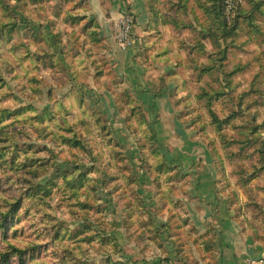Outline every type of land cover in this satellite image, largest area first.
Returning a JSON list of instances; mask_svg holds the SVG:
<instances>
[{"label": "rangeland", "instance_id": "1", "mask_svg": "<svg viewBox=\"0 0 264 264\" xmlns=\"http://www.w3.org/2000/svg\"><path fill=\"white\" fill-rule=\"evenodd\" d=\"M7 1L14 5L15 11H26L27 15H23V18L31 17L35 28L38 29L40 24L46 26L45 33L40 32L36 38L31 36L29 30H21L20 33H15L8 43L0 45V74L9 83L10 92L17 99L12 104L3 98L0 99L1 108L8 107L12 110L5 113L2 122L10 124L7 131L13 136L10 141H0V145L5 146L7 152L13 151L14 147L23 151L14 163H5L0 157L2 180L0 201L9 199L12 204L21 200L23 203L18 218L13 220V230L8 234V240L28 248V254L33 255L29 264H56L52 245L49 243L50 238L45 230L49 224H55L60 227L52 229V236L58 242L75 245L81 251L87 248L86 256L89 261L101 264L102 258L108 254L95 247H89L85 242H79L80 240L72 237L70 233L83 231L90 219L97 222L98 226L102 221L107 223L114 219L117 222L115 230L117 243L123 247V253L113 255L115 259L135 258L137 264H196L197 255L213 259L218 253V235L221 234L218 228L219 210H212L211 215L208 208L210 202L205 197L197 199L192 194L199 184L198 179L184 172L179 161L172 158V145L163 143L161 137H165L167 130L165 134H161L156 127V122L161 121L160 115L157 113L153 116L154 119L150 120V109L138 95L142 93L138 86L143 83L135 84L136 92L132 93L133 90L129 88L127 81L128 74L123 70L120 74L117 72L118 67L110 60L116 58V55L103 38L105 48L87 46L92 48L89 52H80L85 53L86 59L83 58V61L87 65L93 63L90 65L92 72L85 73L83 68L76 67L77 58L73 57L72 53L80 47V42L76 40V43H72V39L81 35L86 21L96 19L101 26L100 29H109L110 24L114 27L115 20H109L103 1L21 0L18 3L16 0ZM125 1L127 3V0ZM154 1L164 13L177 14L184 21L195 20L194 13H190V18H187L183 13L177 12L174 5L176 0ZM225 1L222 0L217 6L223 4L224 8ZM236 1L235 7L240 6L253 11V14H246L244 18L247 21L254 19L257 24H253V29L247 25L245 27L252 29L253 36L246 33L233 39L235 46L230 47L225 63L227 70H233L238 64L245 65L233 78L234 84L237 85L232 93L233 97L241 92L250 94L241 104L239 99L235 100V105L228 95L219 99L212 97L213 105L221 118L231 112L234 114L232 121L225 124L222 131L212 122L207 98L199 97L203 89L212 92L222 88L224 80L221 75L220 81H216L217 71L213 74L202 72L203 68L212 65L209 55L213 47L209 39L201 38V27L196 23L193 27L184 29L175 28L172 24L161 25L157 30H150L146 38H143L142 46L148 45L151 49L142 51L141 56H146L149 60L154 57L153 53H158V58L154 59L159 60L160 66L165 70L163 76L160 75L158 79L149 78L144 84L146 88H154L156 92L160 91L159 93L167 91L176 112L170 117L177 119L178 126L173 144L180 149H182L180 139L187 140L190 149L193 147L192 141L200 144L201 148L193 150L192 154L195 155L196 163L199 156L207 159V165L213 170L214 197L227 202L228 210L234 215L243 232L254 237L255 242L262 243L264 248V0ZM255 8L257 10L254 12ZM225 10L226 8L225 18L231 22L235 16V9L230 16L226 15ZM4 11L0 3V18ZM195 11L203 22L205 20L203 12L199 9ZM73 14L86 15L87 19L80 24H74V17L71 16ZM54 21L58 30L51 35L49 31ZM135 29H139L137 23ZM100 31L98 34L101 36ZM248 37L253 40L248 42ZM199 43L205 46L204 54L198 49ZM24 44L30 45L35 56H29L27 45ZM15 49L16 52H13ZM62 49L69 50L72 57L65 60ZM42 50L45 52L42 53ZM53 52L59 55L62 64L48 59ZM18 53L23 55L19 56ZM219 59L220 56L215 61ZM95 60L102 66L94 65ZM74 87L78 92L86 93L89 104L104 113L109 121L114 138L123 147L127 159L123 165L128 170L123 171L127 177L129 176L128 179L122 177L118 169L111 170L101 163L96 154L83 153L69 147L56 146L52 151L42 148L43 145L48 146L47 139L51 136L47 135L46 125L42 122L31 125L25 111L20 108L32 104L39 111L44 110L50 104L48 97L51 92L55 93L56 98L63 99L62 96L72 94L71 90ZM154 90L151 92L155 93ZM129 92L133 97H129ZM134 101L136 105H141L147 110L146 115L138 110L136 114H130V105ZM146 121L155 129V139L152 138L153 132L144 128ZM158 141L162 145L159 152L156 150ZM160 153L181 170L182 179L170 178L168 173H161L153 167V160H160ZM26 154H32L36 160L26 161ZM40 161H44L43 164ZM77 168L90 169L88 176L96 178V196L86 199V193L83 194L84 201L89 204L96 198L88 215L80 206L67 212L64 192L71 190V183L77 184L78 181L75 178L72 182L66 181L61 172H66L70 176ZM28 179L37 185L47 186L48 189L41 188L36 191L34 188L27 191ZM129 180L132 181L131 186L128 184ZM108 181L110 183L106 184ZM115 185L120 188L114 191ZM112 190L114 193L110 194L109 191ZM135 193L143 201L142 204L153 213V219L149 224H153L158 230L153 240L147 235L136 241L129 238L124 217L127 215V204L133 200ZM165 195L167 199L162 200ZM195 200L204 203L203 215H211V221L192 220L191 212L194 215L199 212L191 208ZM45 211H49L50 215H56L59 222L51 223ZM155 221H159L157 226ZM136 225L140 226V223ZM108 230L112 231V228ZM175 241L183 243L184 256H187L185 262L181 259L184 256L178 257ZM4 247L5 245L0 242V248ZM168 253H175V258L169 257ZM154 254L159 255L157 257L159 262L150 259ZM17 263L18 258L11 262Z\"/></svg>", "mask_w": 264, "mask_h": 264}, {"label": "trees", "instance_id": "2", "mask_svg": "<svg viewBox=\"0 0 264 264\" xmlns=\"http://www.w3.org/2000/svg\"><path fill=\"white\" fill-rule=\"evenodd\" d=\"M20 1L21 0H16L17 3ZM101 1H103L102 4L106 6L107 16L110 18V10L112 6L111 0ZM145 2L149 9L150 29H159L161 25L166 24H172L176 28L184 29L189 28V26L193 27L194 23H196L201 27V38L203 40L209 39L211 41L213 49L209 55V59L212 61V65L203 68L202 72H210V74H213L215 71H217V76L215 79L216 81H220V76L222 75L224 85H222V88L215 89L212 92L203 89L199 97L207 98L209 111L212 116V122L218 130L222 131L224 125L229 124L232 121L234 114L231 112L229 115L221 118L216 107L213 105L212 97L219 99L225 95H228L235 105V100L239 99L241 104L250 94L249 92H241L236 97H233L232 93L237 88V85L234 84L233 78L236 73L238 74L239 71L244 68L245 65L238 64L233 68V70H227L225 60L228 57L230 47L235 46L233 40L234 38L246 35V33H249L252 36L254 35L252 29L253 24H257L256 21L254 19L247 21L244 18L246 14H253V11H248L247 9L240 6L235 7V16L231 22H228L225 18L223 4L220 7L217 6L218 4H221L222 0H176L174 5L179 14L183 13L184 16L190 18V13H194L195 20L190 19L192 20V22H190V20H182L177 14L173 15L170 12L164 13L160 8H158L154 0H145ZM192 2L193 5L191 6ZM0 3L5 9L4 15L0 18V45L3 43H8V41L13 38L14 34L20 33L21 30H29L31 32V36L35 38L36 36H39L40 32L45 33V25L43 26L40 24L38 30L35 28V24L32 23L31 17L27 16L26 19L23 18V15H27L26 11H15L14 5L9 4L7 0H0ZM195 9H199L203 12V15L205 16V20L203 22L200 21L198 15H196L197 12ZM256 10L257 9L255 8L254 12ZM71 16L74 17V24H80L83 20L87 19L86 15L77 16V14H73ZM246 25L252 29H245ZM100 28L101 26L96 21V19L87 20L80 32L81 35L72 39V43H76V40L80 42V47L76 48V52H73L72 56H76L77 58L76 67L83 68V72L85 73L92 72V67H90V65L92 66L93 63H88L87 65L83 61V58H85V53L81 54L82 51L89 52L90 49H92L87 48V46L106 47L102 37L100 34H98L101 30ZM56 30L58 29L54 21L49 32L52 35ZM252 40V38L248 37V42ZM27 48L29 56H35L30 45H27ZM198 49L202 54L205 53V46L203 43L198 44ZM68 51L62 49V55L64 56L65 60H68L72 57ZM13 52H16V49L13 50ZM44 52L45 50H42V53ZM18 54L19 56L23 55L22 53ZM153 56V59L158 58L159 54L153 53ZM219 56L220 59L215 61V59ZM48 59H51L54 63H63L62 59L56 52L51 53ZM21 63L23 64L24 61L22 60ZM217 63L219 66H217ZM94 65L102 66L98 60L94 61ZM71 91L72 94H66L62 96L61 98L63 99L56 98L55 93L51 92L49 94L50 97H48L50 104L44 108V110L39 111L32 104L22 106L20 108L21 110L25 111L26 118L31 125H34L37 122H42L44 125H46V128L48 129L47 135H51L47 139V145L51 149L46 145H43L42 148L47 151H52V149H54L56 146L69 147L80 150L83 153H90L91 155L96 154L100 162L109 167V169H118V172L122 177H127L123 171L128 170V168H124L123 165L125 161L127 162V159L125 158L126 156L123 152V147L114 138V133L110 123L105 117L104 113L94 109L93 106L89 104V98L86 93L78 92L75 87ZM130 96L133 97L129 92V97ZM2 98L11 104L17 101L15 95L10 92L9 83L0 74V99ZM134 104L135 101L130 105V114H136L137 110L143 115L147 114V110L145 108H142L141 105ZM7 111L11 112L12 110L8 107H0V141H10L13 138L12 134L7 131V128L10 124L2 122ZM149 124L150 122L146 121L144 123V128H147L150 130V132H153L152 138L155 139V129L150 126L151 124ZM5 148V146L0 145V157L5 163H14L20 152L23 154V151H20L18 147H14V150L11 152L5 151ZM161 148L162 145L159 143L156 150L159 152ZM142 152L146 153V151ZM6 155L10 156L6 157ZM26 156V161L36 160V157H34L32 154H26ZM159 156L160 160H153V167L155 169L161 173H168L170 178H183L181 170H179L177 166L173 165L164 154L160 153ZM40 162L43 164L44 161ZM22 163L24 164L23 161ZM89 170L90 169L77 168L71 173L73 177H71V175H67L66 172H61V176H65L66 181L72 182L73 178L78 181L77 184L71 183V190L64 192L67 212L80 206L88 215L89 209L93 208V201L96 200V198L91 201V205L83 199L84 193H86V199L95 197V193H97L96 178L94 176H88ZM33 172L35 173V171ZM128 178L129 176L127 179ZM131 182V180L128 182L130 186ZM27 183V191H30L34 188H36V191L41 188H45L46 190L48 189L47 186L37 185L29 179ZM109 183L110 182L108 181L106 184ZM66 184L67 183H65V185ZM1 186L2 180H0V187ZM113 188L115 191L120 187L115 185ZM114 191H109V193L113 194ZM166 199L167 198L165 195L162 200ZM142 202L143 201L135 193L133 200L127 204V215L124 217V223L128 228L127 231L129 233V238L132 241H136L137 239L140 240L145 235L149 236V238L153 240V238H156V235L158 234V230L154 228V225L149 224L153 219V213L151 210L149 211L146 205H143ZM10 204L11 202L9 199L0 201V242L5 245L4 248H0V264H11L14 258H18L17 264H29V260L33 258V255L28 254V248L19 246L7 238L8 234L13 230L14 218H18V213L23 207L21 200H17L11 205ZM45 212H47L46 216L51 219V223L53 221L59 222L56 215H50L49 211ZM136 223H140V226L136 225ZM59 227L60 226L55 224H49L45 227V230L50 238L49 243L52 245L53 258L56 261V264H94L93 262L89 261V258L86 256L87 248H84V251H81L77 246L70 245L68 243H60L55 237L52 236V229ZM108 228H112V231H109ZM116 228L117 222L114 219H111V221H108L107 223L102 221L100 222V226H98L97 222L90 219L83 231L71 232L70 235L75 237L77 240H80L79 242H85L89 245V247H95L101 252H106L108 255L102 258L101 264H137V260L135 258L127 259L124 257L122 260H120L113 257L114 254L123 253V247L121 248L118 245L117 237L115 236ZM63 230L64 228H62V231ZM149 234H151V236ZM175 244L176 250L178 251V257L184 256L185 253L183 243L175 241ZM80 247L83 248L82 246ZM181 259L185 262L187 260V256H184Z\"/></svg>", "mask_w": 264, "mask_h": 264}, {"label": "crops", "instance_id": "3", "mask_svg": "<svg viewBox=\"0 0 264 264\" xmlns=\"http://www.w3.org/2000/svg\"><path fill=\"white\" fill-rule=\"evenodd\" d=\"M111 4V15L109 18L110 21L111 19L116 20L125 10H129L135 14L137 21L136 23L139 25V29L136 30V34L140 35L137 36L138 42L139 44L141 43V45L136 44V46H134V48L129 51L123 50L115 42L113 36V27L110 24L109 29H101L100 31L101 37L107 41L108 45L116 55V58H111L110 60L118 67L116 69L118 70L117 72L119 74L122 70L128 74L127 81L130 85L129 88H132L134 91H132V93L136 92L134 89L135 84H138V82L140 84L143 83V85L138 86V89L142 91V93H138V95H140L144 103L147 105V108L150 109V120H153V116L157 115V113L160 115L161 121L156 122V127L158 131L161 132V134H165L167 130L165 137H161L163 143L172 145V158L177 159V162L179 161L180 166L184 169V172L186 174H191L198 179L199 184L194 188L192 194L197 197V199L205 197L210 202L208 208L211 215L212 210H219L218 228L221 231V234L218 235V253L215 254V260H213L214 258H204L197 255L196 264H244L248 258L261 257L264 255L262 243H259L258 241L255 242L254 237L243 232L234 215H232L230 213L231 211L228 210L227 202L214 197L213 192L215 191V174L213 173V170H210V165H207V159L205 160L204 157L199 156L198 163H196L195 155L192 154L193 150L195 151V149L201 148L200 144H198L197 141H192L193 147L190 149L188 147V141L185 139H180L178 136L177 138L180 139L182 149L173 144V142H175L174 138L176 136V131H178V126L177 119L175 117H170L176 112L174 111L173 105L168 98L167 91L164 93H159L160 91L156 92L154 88L149 89L145 87L146 85L144 84V81L148 82L149 78L158 79L160 75L163 76L165 73L164 67L160 66L159 60H154L153 58H151L153 61L151 59L147 60L146 56H141L142 51L151 49V47L148 45L145 47L142 46L143 38H146L150 30H157L150 29L149 27L150 15L145 0H127V3L125 0H111ZM141 27H145V29H141ZM147 67L153 68L148 69ZM155 71L158 75L155 74ZM170 89L171 86L169 87V90ZM152 90H154L155 93L151 92ZM194 202V204H191V208L195 209L196 212L199 210V212H197L196 215L191 212L193 217L192 220L194 222L197 220L205 221L206 219L211 221V215H203L205 213L204 203L199 201L197 202V200ZM188 210H190V208ZM158 222L159 221H155L156 226ZM168 254L169 257L175 258V253ZM157 257H159V255L154 254V257L150 259L154 262H159Z\"/></svg>", "mask_w": 264, "mask_h": 264}, {"label": "built area", "instance_id": "4", "mask_svg": "<svg viewBox=\"0 0 264 264\" xmlns=\"http://www.w3.org/2000/svg\"><path fill=\"white\" fill-rule=\"evenodd\" d=\"M236 0H226L224 9L227 16H230L235 8ZM237 2V1H236ZM136 16L133 12L125 10L115 20L113 36L115 42L125 51H129L137 44ZM244 264H264V255L259 258H248Z\"/></svg>", "mask_w": 264, "mask_h": 264}]
</instances>
